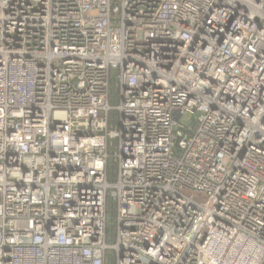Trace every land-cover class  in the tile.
Returning <instances> with one entry per match:
<instances>
[{
	"label": "built area",
	"instance_id": "2783aa9c",
	"mask_svg": "<svg viewBox=\"0 0 264 264\" xmlns=\"http://www.w3.org/2000/svg\"><path fill=\"white\" fill-rule=\"evenodd\" d=\"M109 249L264 264V0H0V264Z\"/></svg>",
	"mask_w": 264,
	"mask_h": 264
},
{
	"label": "rangeland",
	"instance_id": "374dc122",
	"mask_svg": "<svg viewBox=\"0 0 264 264\" xmlns=\"http://www.w3.org/2000/svg\"><path fill=\"white\" fill-rule=\"evenodd\" d=\"M118 103V86L115 83H111L110 86V97H109V120L113 128L118 127V111L116 110V105ZM180 123L187 126L192 123L191 115H184L179 120ZM116 147L114 146L109 150V160H108V181L114 182L117 169V160L115 157ZM116 217H117V207L115 201L111 198H107V216H106V243L112 244L115 239L116 234ZM108 264H115L114 255L109 249L107 251Z\"/></svg>",
	"mask_w": 264,
	"mask_h": 264
},
{
	"label": "trees",
	"instance_id": "16d2710c",
	"mask_svg": "<svg viewBox=\"0 0 264 264\" xmlns=\"http://www.w3.org/2000/svg\"><path fill=\"white\" fill-rule=\"evenodd\" d=\"M107 212V211H106ZM106 264H108V261H107V263Z\"/></svg>",
	"mask_w": 264,
	"mask_h": 264
}]
</instances>
